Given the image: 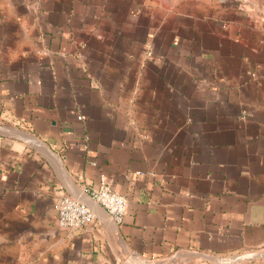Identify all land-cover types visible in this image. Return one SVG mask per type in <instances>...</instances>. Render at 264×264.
Returning a JSON list of instances; mask_svg holds the SVG:
<instances>
[{
  "label": "crops",
  "instance_id": "0c3cea01",
  "mask_svg": "<svg viewBox=\"0 0 264 264\" xmlns=\"http://www.w3.org/2000/svg\"><path fill=\"white\" fill-rule=\"evenodd\" d=\"M65 194L95 220L60 227ZM247 253L228 264H264V0H0V264Z\"/></svg>",
  "mask_w": 264,
  "mask_h": 264
},
{
  "label": "built area",
  "instance_id": "2783aa9c",
  "mask_svg": "<svg viewBox=\"0 0 264 264\" xmlns=\"http://www.w3.org/2000/svg\"><path fill=\"white\" fill-rule=\"evenodd\" d=\"M87 192L107 210L117 223L123 221L128 209L127 197L113 188L112 182L105 174L101 173L98 185L87 189ZM57 220L60 227L81 229L95 220V213L78 198L65 194L57 203Z\"/></svg>",
  "mask_w": 264,
  "mask_h": 264
},
{
  "label": "water",
  "instance_id": "95a60500",
  "mask_svg": "<svg viewBox=\"0 0 264 264\" xmlns=\"http://www.w3.org/2000/svg\"><path fill=\"white\" fill-rule=\"evenodd\" d=\"M88 193V192H87ZM71 195V194H70ZM88 195L90 196V194L88 193ZM76 198H78L79 200H81L82 202H84L85 204H87L89 207L90 205L84 201L83 199H81L78 196L72 195ZM91 197V196H90ZM92 198V197H91ZM93 199V198H92ZM94 200V199H93ZM96 201V200H94ZM97 202V201H96ZM98 203V202H97ZM100 206H102L100 203H98ZM103 207V206H102ZM91 208V207H90ZM104 208V207H103ZM92 209V208H91ZM105 209V208H104ZM93 210V209H92ZM106 210V209H105ZM107 211V210H106ZM94 212V211H93ZM109 214V213H108ZM110 215V214H109ZM110 217L112 218V216L110 215ZM113 219V218H112ZM114 220V219H113ZM115 221V220H114ZM259 255V253H247V254H241V255H237V256H219L216 257L215 259L217 260V262L219 264H228L231 263L232 261H237V260H241V259H248V258H252L254 256Z\"/></svg>",
  "mask_w": 264,
  "mask_h": 264
}]
</instances>
